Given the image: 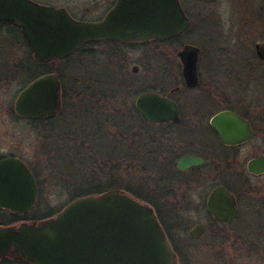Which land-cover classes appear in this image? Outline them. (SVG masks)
Segmentation results:
<instances>
[{
  "label": "rangeland",
  "instance_id": "1",
  "mask_svg": "<svg viewBox=\"0 0 264 264\" xmlns=\"http://www.w3.org/2000/svg\"><path fill=\"white\" fill-rule=\"evenodd\" d=\"M81 1L83 5L89 3L88 0ZM180 1L191 20L189 31L180 39L182 45L158 42L113 47L109 43H94L86 46L71 60L61 61L56 66L65 75L61 76L62 81L69 83L79 76L86 79L88 85H93L92 90L95 79L98 83L95 84L96 89L102 86L100 82L118 81L117 83L132 84L135 88L158 85L169 94L179 86L175 99L186 109L200 108L208 117L207 120L230 108L229 106L238 109L236 112L239 113L242 107H249L246 113L250 117L247 118L253 121L255 136L244 146L223 149L212 131L203 129L216 152L226 151L229 155L226 164L231 167L228 175L230 172L232 175L227 176L224 183L240 190V185L243 187V176L248 174V161L264 155V61L256 51V45L264 43V0ZM58 5L66 6V3L60 2ZM93 7L91 13L94 15L103 11L100 7ZM74 12L86 16L82 13L84 11ZM19 40L21 39L17 34H10L5 28L0 29V63L14 65L24 58L27 48ZM186 44L202 49L199 60L200 85L193 90L185 88L183 84V65L177 56ZM163 55L173 61L176 70L179 68L175 71L181 82L179 85L171 84L173 78L163 76L159 71L163 62L165 65L169 64L168 59H162ZM136 66L139 70L134 73ZM22 88L19 81L0 85V157L21 158L34 172L39 173L42 191L34 214L62 209L69 204L76 191L87 192L98 187L129 190L133 195L143 193L153 199L162 193L170 202L169 208L181 210L183 207V211L178 212L183 220L181 235L177 236L176 241L188 264H216L218 260L213 259L217 257V253L227 261L226 264H264V220L260 221L252 212L243 221L226 230L221 229L224 232L222 235L231 237L230 243L225 247H213L210 234L199 242L191 243L187 240L189 230L196 224L206 225L210 232L212 221L205 203L209 192L220 180L219 171L212 165L202 171L207 178L196 173L184 176L175 174L173 178H199L187 186L176 187L170 183L172 180L164 182L170 179L171 170L160 165L144 170V163L134 158L144 157L146 135L138 142L141 152L136 146L129 147L128 143L125 145L123 142L120 143V151L116 149L119 144L114 136L119 126L121 131H130L131 127L137 126L143 132L155 131L138 115H130L129 111L134 109L137 98L130 92L131 88L118 101L101 102L104 107L102 112L107 113L110 118L99 115L95 105L89 100L79 103L73 117L55 123L53 138L49 141L43 139L29 121L13 116L12 110ZM92 90L88 92L92 94ZM72 132H76L77 136ZM185 132L181 130V135ZM194 136L195 134L192 137ZM248 178L247 187L255 195L264 198V176ZM12 217L8 212L2 211L0 223ZM164 220L168 222V218ZM238 231L244 238L239 237V243L235 242ZM257 234L261 245L255 243ZM218 262L223 264L222 261Z\"/></svg>",
  "mask_w": 264,
  "mask_h": 264
},
{
  "label": "water",
  "instance_id": "2",
  "mask_svg": "<svg viewBox=\"0 0 264 264\" xmlns=\"http://www.w3.org/2000/svg\"><path fill=\"white\" fill-rule=\"evenodd\" d=\"M0 21L22 30L40 63L67 58L88 42L104 39L168 41L191 26L180 0H119L97 22L77 20L65 8L32 0H0ZM256 51L264 61V43L257 44ZM200 53L190 44L178 53L190 89L200 82ZM138 70L136 66L133 72ZM136 108L151 123L180 122L176 102L157 92L139 95ZM62 109V83L56 73L32 81L14 105L15 113L28 120L52 119ZM211 123L227 146L246 144L254 136L250 121L233 111L216 114ZM204 163L202 157L186 156L178 166L186 170ZM247 169L255 176L264 175V155L251 159ZM37 197V181L28 165L16 157L0 160V207L29 213ZM206 205L221 224H231L239 216L237 198L225 186L215 187ZM206 233V226L197 224L190 236L200 238ZM6 256L31 264H180L153 208L117 189L77 199L50 219L0 228V260Z\"/></svg>",
  "mask_w": 264,
  "mask_h": 264
},
{
  "label": "trees",
  "instance_id": "3",
  "mask_svg": "<svg viewBox=\"0 0 264 264\" xmlns=\"http://www.w3.org/2000/svg\"><path fill=\"white\" fill-rule=\"evenodd\" d=\"M1 28H5L7 29L8 32H10V34H17L21 40H19L18 42L21 43L23 46H25L27 48L26 54L24 56V58L18 62H16L14 65H9L8 62H3L0 63V85L4 84V83H9V82H15V81H19L21 82L23 88L26 87L30 82H32L33 80L37 79L38 77L49 73V72H56L59 74L60 78H62L61 76H65L63 75L60 67L56 64L60 63V62H50V63H39L34 59V55L32 52V49L30 48L29 44L27 43V41L24 39L22 31L19 27L17 26H7L4 25L3 23L0 22V29ZM182 38H176L173 39L171 41H153L151 43H158V42H162L164 44H179L182 45L183 43H181L180 39ZM180 41V43H179ZM136 45V44H134ZM82 51V50H81ZM73 57L68 58L66 60L63 61H69L71 60ZM168 59L169 64L165 65L164 62L162 64V66L159 68V71L163 74V76H167L173 78V81L171 84H177L179 85L181 82L179 81L180 79L175 75V71L179 70V68L177 67V70L174 66L173 61L170 58L167 57H162V59ZM159 59V58H157ZM171 60V61H170ZM67 76V74H66ZM174 77H176V79H174ZM79 78V79H78ZM97 80V79H95ZM94 80L95 84L97 83ZM118 82V81H117ZM115 81H108V82H100V84H102V86L100 88L95 87L94 84V90H92L93 85H88L87 84V80L83 79L79 76L74 77L73 80H70L69 83H66L65 81H62L63 83V111L60 114V116H58L57 118L54 119H45V120H39V121H29L31 124L34 125V127L38 130V133L40 134V136L45 139L46 141L51 140L53 138V131H54V127H55V123L58 120H67L68 117H73V112H75V110H77V108H79L78 106H80L79 103H84L85 101L89 100L91 101L95 107L96 110L98 112L99 115H104L107 118H110L109 115L105 112H102V108H104L101 105V102L106 101V100H120V96H123V93L127 92L128 88L130 89V92H132L133 96H138L141 93L144 92H148V91H156L159 92L163 95L167 94V91L160 88L158 85H149V86H143V87H138L135 88L132 84L131 85H127V82L124 83H117ZM82 83V84H79ZM84 83V84H83ZM98 84V83H97ZM93 91L92 94L88 91ZM91 95V96H90ZM231 110H235L237 111L238 109H236L235 107L229 106ZM241 108V106H239ZM246 109H249V107H242L241 108V113L243 116L245 117H250L248 112L246 113ZM134 110V111H133ZM133 110H130V115H134V116H139L138 111L136 110V108L134 107ZM12 114L14 117H16L17 119L21 120L14 112V110H12ZM72 134L77 136L76 132H72ZM74 140H77L76 137H74ZM4 158V156L0 157ZM37 179L39 178V173L34 172ZM249 179L247 176H243V187L241 188L240 185V190L233 188L232 186L228 185L227 187L229 189H231L237 196L238 199V203H239V207H240V217L239 219L236 221L240 222L243 221L244 219H246L249 214L252 212L254 215L257 216V218L260 219V221L264 220V198L263 197H259V195H255L253 190L251 188H249V186L247 187L248 184V180ZM239 181H241V178L238 179ZM110 187H98V188H93L91 191H76L74 194H72V200H75L77 198L80 197H84V196H89V195H99L104 193L105 191H107V189ZM134 192L133 189H130ZM42 191V189H41ZM129 191V190H128ZM135 193V192H134ZM135 195L143 200H148L149 197L145 196L143 193H135ZM40 200V199H39ZM39 203V201H38ZM155 203L156 206V211L158 213V216L163 224V226L165 227L169 239L172 242L174 249L176 251V253L179 256L180 259V263L181 264H188V262L185 259V254L181 248V246H179V244L176 241L177 236L179 237L181 235V228H182V217L179 216L178 212L183 211V207L181 210H179L178 208L175 207H170L168 208V203H158V202H153ZM38 205V204H37ZM68 205V204H67ZM66 205V206H67ZM171 206V205H170ZM37 207V206H36ZM35 207V209H36ZM172 208V209H171ZM34 209V210H35ZM63 209V208H62ZM62 209H58V210H49L47 213L45 214H34L32 213L31 215H25L24 218H32L34 220H44L47 218H50L54 215H56L57 213H59ZM34 212V211H33ZM209 217L211 218L212 221V225H211V229L210 232L208 230L209 233H207L204 237L209 236L211 237V245L213 247H225L230 243V238L227 234L222 235L224 232L221 229H227L228 227H231L235 224L232 225H221L220 223H218L211 214H208ZM12 219L14 218H18L21 217L18 214H14L12 215ZM168 218V222H166L164 219ZM236 241L237 243H239L240 238H243V234H241V232H236ZM188 236V234H187ZM204 237L202 238H191L190 236H188L187 240L189 239L192 243L193 242H199L201 241ZM240 237V238H239ZM259 236L257 234V240L255 243L258 242ZM247 242V241H243ZM253 243V244H255ZM257 245V244H256ZM258 245H261L260 242H258ZM214 261L218 260V261H222L223 264H226L227 261L224 260L223 257L219 256V253H217V257L213 259ZM218 261H216V264H220ZM229 264H233L229 263Z\"/></svg>",
  "mask_w": 264,
  "mask_h": 264
},
{
  "label": "flooded vegetation",
  "instance_id": "4",
  "mask_svg": "<svg viewBox=\"0 0 264 264\" xmlns=\"http://www.w3.org/2000/svg\"><path fill=\"white\" fill-rule=\"evenodd\" d=\"M33 1L38 2L40 4L53 6L56 8H65L71 14L72 17L78 20L97 22V21L103 20L108 14V12L116 6L119 0H88L89 3H87L86 5H83L81 0H54L51 2L47 0H33ZM60 2H65L66 6L58 5V3ZM90 6L100 7V9L103 11L99 14L94 15L91 13L93 12L94 7L92 9ZM74 11H76L77 13L84 11L82 13H85L86 16H80L76 14ZM99 43H109V45H112L113 47L124 45L121 42L110 40V39L99 41ZM91 44H94V42L89 43L86 46L91 45ZM187 89H190V88L187 87ZM179 90H180V87L176 86L170 91L167 97L173 99L178 105V109L180 113V122H166V123L155 124V123L146 121L142 116H138V118L143 120L147 125H149L151 128L155 130L154 132L151 131L149 133H147L146 131L144 132L140 131L139 130L140 128L138 126L131 127L130 131H121L120 126L118 124L119 127L117 128V132L115 133V136H114L117 143L119 144V147H116V149L120 151L121 149L120 143L123 142L125 145H127L128 143L129 147H131L132 145L136 146L141 152V147L139 146L138 142H140L142 137L146 135V139H145L146 146L145 148H143L144 154H145L144 157L143 156L138 157V158L134 157L136 160H140L142 161V163H144L142 164L144 167V170H149L148 168L154 169L155 165H160L163 168L169 169L171 170V174L169 175L170 179H167L164 182L166 183L172 180V182H170L172 183V186L175 185L176 187H181V185L187 186L191 182L197 181V179L199 178H192L193 180L173 178L175 174L177 176H184L189 173H196V174H199L200 177L202 175L203 178H207V175H204L202 171L205 168H207L208 165H212V167H214L216 170L219 171L218 173L220 175V180H218L217 184H215V186L211 189V191L217 186L227 187L229 184H227L226 181H225L226 183H224V179L227 176L232 175L231 172L228 175V172H229L228 169L230 166L226 164V161L229 158V155H227L226 151L224 153L223 152L217 153L215 150V146L211 145V142L208 141L207 134L205 133V131L203 132V129L205 130L210 129L223 149H226V150L234 149V148H239L241 146L246 145V144H243L239 146H227L223 144L218 133L212 126L211 120L216 114L222 111L230 110V109L222 110L214 114L209 120H207L208 117L204 115L205 112L201 110L200 108L186 109V107L182 106L179 103V101L175 99V96L178 95L177 93L179 92ZM247 120L251 122L252 129L254 130L253 121L251 119H247ZM135 129H136V132H133ZM181 130L186 131L184 135H181ZM193 134H195L194 137H192ZM186 156L202 157L205 159V163L203 165L191 167L186 170L180 169L178 166V163L182 158ZM120 160L121 159L118 160V164L121 163ZM214 160L215 162L213 163ZM247 173L248 174H245V176L255 177L251 175L248 172V170H247ZM37 184H38V197H39L41 186H40L38 179H37ZM211 191L209 192V194L211 193ZM155 197L156 199L149 197V199L144 200V202L151 205L152 208H154L152 204L155 205V203L153 202H158L160 204L168 203L169 204L168 208H169L170 202L166 197L163 196L162 193H160L159 196H155ZM238 206H239V203H238ZM2 211L8 212L9 214L14 215L10 211L0 208V212ZM34 221L35 220L32 218H24V216H21V217L10 219V220L0 223V228L1 227L19 228V226L22 225L23 223H32ZM236 221H234L231 224H221V225H232V224H235ZM193 227L189 230V234H190V231L193 229ZM167 236H168V233H167ZM0 264H31V263L26 262L24 260L14 259L11 256H6L0 260Z\"/></svg>",
  "mask_w": 264,
  "mask_h": 264
}]
</instances>
